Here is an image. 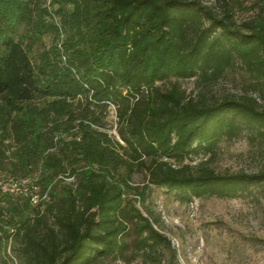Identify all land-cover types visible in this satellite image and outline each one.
Listing matches in <instances>:
<instances>
[{
  "label": "trees",
  "instance_id": "obj_1",
  "mask_svg": "<svg viewBox=\"0 0 264 264\" xmlns=\"http://www.w3.org/2000/svg\"><path fill=\"white\" fill-rule=\"evenodd\" d=\"M31 2L0 0V170L10 171L6 177L37 171L39 182L50 185L52 200L44 211L33 207L38 215L33 218L28 198L6 194L0 254L11 235L1 223L5 212L17 224L15 240L23 241L28 264L118 257L129 247V221L138 251L150 256L171 248L139 208L125 205L124 185L112 178L119 146L130 150V165L145 164L151 182L190 196H233L264 181V165L252 172H221L170 161L210 151L222 135H236L245 126L264 137V108L255 97L207 102L177 82L168 88L157 84L172 77L218 78L240 58L264 92V0H216L219 10L202 0H53L67 24L64 61L56 46L38 51L41 35L58 27L35 22ZM245 11L249 15L238 22ZM31 22L38 35L26 43L20 29ZM78 95L88 102V118L116 106L127 145L82 120L81 139L59 137L55 144L57 131L79 117L68 101ZM92 119L102 123L100 116ZM73 173L75 186L58 179Z\"/></svg>",
  "mask_w": 264,
  "mask_h": 264
},
{
  "label": "rangeland",
  "instance_id": "obj_2",
  "mask_svg": "<svg viewBox=\"0 0 264 264\" xmlns=\"http://www.w3.org/2000/svg\"><path fill=\"white\" fill-rule=\"evenodd\" d=\"M202 1L214 6L217 10L220 8V3L216 0ZM250 1L246 0V2ZM31 3L35 22L37 20L52 21L58 27L57 32L47 31L41 35L43 43L38 44V51L56 46L62 53L63 61L66 60L64 45L68 36L67 24L61 14L56 11L58 5L54 4L53 0H32ZM248 15L246 11L239 15L238 22ZM32 24L35 23L31 22L20 29L21 37L26 43H29L33 36L38 35L34 32L35 25ZM174 82L179 83L188 95L199 100L212 102L225 96L251 95L257 99L259 106L264 108V92L258 89L255 77L240 58H236L232 65L226 67L218 78L172 77L158 81L157 84L168 88ZM52 99L53 97L38 100V103L44 104ZM68 101L79 117L71 122L68 129L58 130L55 141L59 137H63L67 142L81 139L84 132L81 125L85 122L90 124L91 128L104 130L127 145L119 133L118 115L114 104H111L106 112H99V115L92 113L88 118L84 116L88 113L84 109L88 106L85 98L78 95L76 98H68ZM96 116H100L102 123L92 119ZM55 144L58 145L59 142L56 141ZM118 151L112 178L124 185L125 205L129 203L139 208L153 226L169 238L171 248L161 247L158 253L150 256L138 251L134 244L135 234L132 230L134 222L129 221L127 223L131 226V232L125 238L129 247L124 254H119L118 257H99L92 264H264V181L253 184L233 196H190L187 193L182 194L154 184L148 177L145 164L135 160L133 165H130L133 158L128 148L119 146ZM149 161L147 158V162ZM170 161L175 166L189 164L191 170L206 164L221 172L257 171L264 165V137L245 126L236 135H222L210 151L200 150L192 152L184 160ZM80 163L84 168L89 167L85 161ZM9 173V170H0V179ZM76 178V174L73 173L72 175L60 174L58 179L63 180V184L70 183L75 186ZM39 184L41 190L48 192V197L42 204H31V207L27 209L33 218L38 216L33 207L37 206V209L44 211L48 202L52 200L49 195L50 185L46 187L40 182ZM59 187L61 188L62 185ZM6 194L11 195L1 194L0 205L7 204ZM11 196L21 200L27 198ZM11 216L10 212H5L4 219L1 220L3 227L7 228L11 235L6 250H2L0 254V264H28L20 249L23 241L20 238L15 240L17 224L8 222ZM12 219L19 222L17 215H13Z\"/></svg>",
  "mask_w": 264,
  "mask_h": 264
},
{
  "label": "built area",
  "instance_id": "obj_3",
  "mask_svg": "<svg viewBox=\"0 0 264 264\" xmlns=\"http://www.w3.org/2000/svg\"><path fill=\"white\" fill-rule=\"evenodd\" d=\"M38 179L37 171L30 175L3 177L0 179V195L25 196L32 204L40 205L48 197V192L41 190Z\"/></svg>",
  "mask_w": 264,
  "mask_h": 264
}]
</instances>
